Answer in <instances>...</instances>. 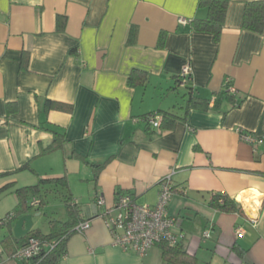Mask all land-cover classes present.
I'll return each instance as SVG.
<instances>
[{"label":"crops","instance_id":"obj_1","mask_svg":"<svg viewBox=\"0 0 264 264\" xmlns=\"http://www.w3.org/2000/svg\"><path fill=\"white\" fill-rule=\"evenodd\" d=\"M260 1L230 0L215 40L190 26L206 16L198 0H0V175L8 174L0 189L13 186L0 204L12 209L15 189L65 178L90 227L68 238L58 264H162L158 245L144 258L114 246L96 201L110 207L127 193L154 206L171 173L167 214L197 264H264V29L242 28L246 6ZM184 67L191 81L181 87ZM228 81L236 100L216 107ZM187 87L207 108L185 112ZM46 101L64 110L46 113ZM164 113L177 118L147 123ZM48 128L65 142L41 155L53 140ZM237 130L263 143L246 144ZM26 164L33 172L19 170ZM215 196L240 213L212 207ZM37 213L25 214L30 231ZM13 227L10 251L23 241ZM9 231L0 227V243ZM9 253L0 264H29Z\"/></svg>","mask_w":264,"mask_h":264},{"label":"trees","instance_id":"obj_2","mask_svg":"<svg viewBox=\"0 0 264 264\" xmlns=\"http://www.w3.org/2000/svg\"><path fill=\"white\" fill-rule=\"evenodd\" d=\"M230 0H198L199 9L206 11V16L204 19H195L190 22L192 30L199 33H208L213 36L215 40H218L222 32L225 16L227 12V7ZM57 28L60 30L63 28V20L58 18ZM242 28L246 31L261 34L264 29V1L255 2L248 4L245 8ZM132 41V39H131ZM132 79V78H131ZM133 80L131 81L132 84ZM188 97L186 100L185 112L191 108H207L208 101L199 99L192 95L191 87H187ZM223 100L235 101L234 95H230L228 92L227 86L225 90L218 96V99L215 101V106H218ZM237 103V101H236ZM51 110H64V106L61 103H55L51 101H46L44 105V112H49ZM177 116L172 114L164 113L161 114V122L169 120L172 122ZM53 135V140L51 144L42 148L40 151L41 155H46L52 153L56 150H61L64 144V135L53 129H47ZM19 170H30L29 165L26 164L21 167ZM33 172V171H32ZM8 174L0 175V177L6 176ZM13 186L7 185L0 189V193H4L10 190ZM60 188V190H58ZM17 199V204L14 209L9 212L4 218L0 219V222L8 220L3 226L9 227V236L0 243L1 252L2 250H7L11 256L30 238L38 239L42 244L47 247L43 248L41 255L32 261H27L29 264H58L59 259L65 254V245L68 238L75 234V227L81 223L85 222L80 217V210L78 205L73 201V197L69 191L67 182L65 178L61 179H51L43 180L40 179L37 184L29 187L18 188L12 191ZM53 196L54 198H59L63 203L64 211L66 214L65 220H55L48 216V234H42L39 230H31L29 233L22 237V243L15 248V250L10 251L8 245L14 240L11 234V226L25 214L30 213L33 210L41 212L46 207L48 199ZM38 200L39 204L36 208H33L29 203L33 200ZM210 205L220 212L224 213H240V208L237 206L234 200L230 199L227 196H215L211 199ZM10 215L12 218L9 219ZM1 226V227H3ZM21 239V238H20ZM161 250V261L162 264H197L194 257L189 256L186 251L182 248L181 244L169 245L167 243H161L158 245Z\"/></svg>","mask_w":264,"mask_h":264},{"label":"built area","instance_id":"obj_3","mask_svg":"<svg viewBox=\"0 0 264 264\" xmlns=\"http://www.w3.org/2000/svg\"><path fill=\"white\" fill-rule=\"evenodd\" d=\"M179 24L185 25L187 22L179 19ZM191 81V73L189 67H184L180 74L179 86L185 87ZM227 89L230 95L236 94L230 81L227 82ZM147 123L152 128L161 126V118L158 115L148 117ZM240 139L249 145H260L262 139H257L251 134L241 132ZM172 174V173H171ZM171 174L164 177L159 183L158 201L154 206L138 205L131 195L127 193H118L112 206H105L101 197L96 201V205L102 208L101 218L107 228L113 245L121 249L125 253H131L137 257L144 258L149 251L156 245L167 243L176 245L183 239L182 235H175L173 230L177 228L176 220L167 214V206L173 195L171 187ZM39 202L33 199L29 205L33 208L38 206ZM12 218L10 215L9 219ZM257 218L252 220L255 224ZM8 220L0 222V227L7 223ZM90 227V222L85 221L79 223L74 232L84 234ZM236 237L241 239L243 231L238 228ZM205 239L209 238V232L203 234ZM47 247L40 240L30 238L24 246L19 248L11 258L18 262L32 261L38 258L43 252V248ZM1 253V246H0Z\"/></svg>","mask_w":264,"mask_h":264},{"label":"rangeland","instance_id":"obj_4","mask_svg":"<svg viewBox=\"0 0 264 264\" xmlns=\"http://www.w3.org/2000/svg\"><path fill=\"white\" fill-rule=\"evenodd\" d=\"M58 190H60V188H58ZM0 199H2L1 194ZM48 202L49 204L46 205V207L42 210V216L37 218V223L35 225L37 230H39L42 234L49 233L46 216L60 221H62L66 217L63 203L59 198H54L53 196H51L48 199L47 203ZM7 203L8 202L5 201L0 204V219L4 218L8 212H11L14 209V207L11 209V205Z\"/></svg>","mask_w":264,"mask_h":264},{"label":"water","instance_id":"obj_5","mask_svg":"<svg viewBox=\"0 0 264 264\" xmlns=\"http://www.w3.org/2000/svg\"><path fill=\"white\" fill-rule=\"evenodd\" d=\"M40 213L35 216L38 217ZM32 215H25L20 217L14 224L13 235L15 238H21L26 236L32 227Z\"/></svg>","mask_w":264,"mask_h":264}]
</instances>
